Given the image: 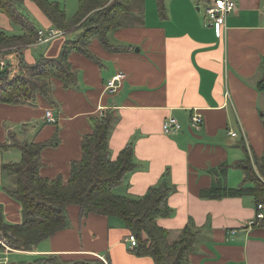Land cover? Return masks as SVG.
I'll return each mask as SVG.
<instances>
[{
	"label": "crops",
	"instance_id": "obj_1",
	"mask_svg": "<svg viewBox=\"0 0 264 264\" xmlns=\"http://www.w3.org/2000/svg\"><path fill=\"white\" fill-rule=\"evenodd\" d=\"M235 1L238 8L229 14L227 32L220 35L216 27L206 25L204 13L211 0H165L166 19L155 12L156 0H148L143 25H123L109 33L111 45L115 41L120 50H107L94 38L91 56L70 53L75 85L65 87L53 78L50 99L38 94L23 104L0 102V203L6 221L23 222L21 203L7 192L16 186L15 175L2 170L4 163L22 157L17 148H2L11 142L10 132L20 141L34 142L58 135L59 143L42 151L40 174L67 180L72 162L82 158L84 135L93 132L92 116L112 108L117 116L110 156L115 160L133 141L137 162L117 191L140 197L162 181L175 188L168 198L174 212L158 224L169 230L170 241L187 225L200 231L189 264H264V226L249 225L258 212L254 198L200 195L212 186L238 187L245 178L238 161L247 153L264 154V0ZM24 6L40 29H57L34 1L24 0ZM66 13L69 19L74 16ZM0 29L22 33L1 11ZM80 32L63 31L43 51L39 47L48 43L12 50L10 63L21 68V61L35 64L42 55L57 58L66 42L60 39H74ZM112 32L115 38L110 39ZM119 73L125 77L111 92L108 82ZM50 109L57 123L47 121ZM196 110L203 114L200 128L191 126ZM169 117L179 120L180 131H163ZM67 216L68 225L32 251L13 249L0 238V264L20 262L10 256L47 254L99 258L106 264H155L150 256L134 253L132 233L119 218L84 214L75 204L68 206Z\"/></svg>",
	"mask_w": 264,
	"mask_h": 264
},
{
	"label": "trees",
	"instance_id": "obj_2",
	"mask_svg": "<svg viewBox=\"0 0 264 264\" xmlns=\"http://www.w3.org/2000/svg\"><path fill=\"white\" fill-rule=\"evenodd\" d=\"M51 21L53 27L71 33L80 30L79 36L68 39L61 55L48 58L42 55L35 64L21 61L20 74L9 79L6 66L0 68V102L23 104L38 94L50 99L51 81L58 78L64 86L75 85L76 73L69 55L77 51L91 56L89 44L98 38L106 47H112L109 33L125 25L124 18L143 15L145 0H79L74 16L69 19L58 1L32 0ZM162 19L167 18L165 0H156ZM0 11L8 15L22 29L20 34H10L0 29V53L21 50L39 39L40 27L25 10L24 0H0ZM144 16V15H143ZM114 109L92 116L93 132L85 134L82 141V158L71 164L70 177L55 179L42 177L41 154L44 148L59 143L58 135L45 142L20 141L10 132V143L2 148L14 147L22 157L17 162L4 163L3 172L15 175L16 186L7 192L22 205L23 222L6 221L0 203V238L13 249L32 251L41 241L51 237L68 225L67 208L78 205L84 214L95 213L116 217L135 234L138 244L134 253L150 256L155 264H189L190 253L200 231L187 225L180 235L170 241V232L158 224L160 218L169 217L173 209L168 198L175 188L168 182L150 187L140 197L120 194L117 190L129 173L137 169L134 142L130 141L114 160L110 156L109 139L116 119ZM57 123V122H56ZM245 174L238 187L212 186L200 192L203 198H223L250 195L256 205L264 206V154L253 157L249 153L238 161ZM264 226V219L253 226ZM12 264V263H11ZM13 264H106L99 258L65 259L59 254L38 255L31 261Z\"/></svg>",
	"mask_w": 264,
	"mask_h": 264
},
{
	"label": "built area",
	"instance_id": "obj_3",
	"mask_svg": "<svg viewBox=\"0 0 264 264\" xmlns=\"http://www.w3.org/2000/svg\"><path fill=\"white\" fill-rule=\"evenodd\" d=\"M237 8L238 5L235 0H211L205 10L206 25L216 27L220 35L226 33L228 29L227 17L229 16V14L235 12ZM61 33H63V31H60L58 29L46 30L42 28L39 30V39L37 40V42L48 43L55 37L59 36ZM8 53H0V68L4 69L7 66L9 77H16L17 75H19L21 68L19 67V64L10 63L11 61L8 57ZM124 77V73H119L116 77L108 82L107 86L109 89H111V92H116L118 86L121 83V80ZM46 119L48 122L52 123H56L58 121V119L53 115L51 109L46 112ZM203 122V114L200 111L196 110L191 116V126L194 128H200ZM181 129L182 125L175 117H169L163 123V131L167 134L180 131ZM231 134L233 136L237 135L236 132H232ZM263 219L264 206L262 204H259L256 219L254 221H251L249 225L253 226V224ZM129 241L132 247H135L138 244V238L135 234L129 235Z\"/></svg>",
	"mask_w": 264,
	"mask_h": 264
},
{
	"label": "rangeland",
	"instance_id": "obj_4",
	"mask_svg": "<svg viewBox=\"0 0 264 264\" xmlns=\"http://www.w3.org/2000/svg\"><path fill=\"white\" fill-rule=\"evenodd\" d=\"M56 1H59V2H61L62 3V5L64 6V8H65V10L68 12V15L71 17V16H73L74 15V13L76 12V10H77V8H78V0H56ZM147 5H149V2H148V0H146L145 2H144V10H143V15L141 14V15H131V16H126L125 18H124V22H125V25L124 26H137V25H143L144 24V22H145V20H146V17H145V14H146V12H148V9H147ZM149 11H150V5H149ZM155 12H157L158 13V11H157V7H156V5H155ZM205 14V13H204ZM36 24L38 25V23L36 22ZM17 29H20V28H18L17 27ZM10 33V32H9ZM12 33V32H11ZM113 33L114 32H112L111 34H110V39H113V38H115L114 36H113ZM69 39V36H65L64 38H61L60 39V41H63V42H65V41H67ZM113 44H115V45H113L112 47H106V49L107 50H120V48H118V46H116L117 45V43L115 42V41H113L112 42ZM64 44V43H63ZM49 47V43L48 44H42L40 47H39V49H42V51L43 50H45L46 48H48ZM105 47V46H104ZM63 49V48H62ZM90 49V48H89ZM61 52H62V50H61ZM61 55V54H60ZM59 55V56H60ZM20 65H21V63H20ZM18 76V75H17ZM16 76V77H17ZM16 77H9V79L10 80H13V79H15ZM11 175H13V174H11ZM41 243V247H42V241L40 242ZM12 261H15V262H17V261H20V262H23V261H31L34 257H31V256H26V255H19V256H10L9 257Z\"/></svg>",
	"mask_w": 264,
	"mask_h": 264
}]
</instances>
